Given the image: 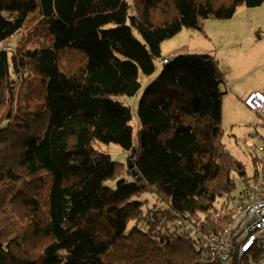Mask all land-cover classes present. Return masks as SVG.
Instances as JSON below:
<instances>
[{"label":"trees","instance_id":"1","mask_svg":"<svg viewBox=\"0 0 264 264\" xmlns=\"http://www.w3.org/2000/svg\"><path fill=\"white\" fill-rule=\"evenodd\" d=\"M262 4L0 0V264H224L203 260L197 231L236 224L234 174L247 191L261 168L258 159L247 177L222 142L219 61L163 64L139 102L137 141L130 108L113 97L134 96L140 72L153 74L162 44L184 28ZM94 142L119 144L127 168ZM125 169L130 179L106 185ZM234 226L231 264H264V243L241 254Z\"/></svg>","mask_w":264,"mask_h":264},{"label":"rangeland","instance_id":"2","mask_svg":"<svg viewBox=\"0 0 264 264\" xmlns=\"http://www.w3.org/2000/svg\"><path fill=\"white\" fill-rule=\"evenodd\" d=\"M135 35L140 38L137 32ZM19 41L20 36H15L6 45L9 50H14ZM161 51L163 57L208 55L219 61L226 76V84L222 85L225 92L222 101V142L245 166L247 177H255L259 168V164L255 162L261 155L259 146L264 143V125L245 105L247 96L242 90L252 86L264 93V4L258 7L240 6L230 19L209 18L203 21L201 29L184 28L176 36L166 40L161 46ZM155 64L157 69L150 76L140 72L141 88L134 96L113 97L131 110L134 141L138 140V106L144 89L163 68L161 59ZM93 147L101 153H107L113 161L127 168L129 154L119 144L94 142ZM127 177L130 179L132 176L127 175L125 169L119 177L106 182V185L115 189L119 178ZM234 179L236 188L229 198L230 207L234 206L235 200L245 188L240 175L235 173ZM253 181L251 180V183ZM223 201L224 199H221L218 205ZM191 236L193 239H199L195 232H192ZM258 237L264 243V233H259Z\"/></svg>","mask_w":264,"mask_h":264},{"label":"built area","instance_id":"3","mask_svg":"<svg viewBox=\"0 0 264 264\" xmlns=\"http://www.w3.org/2000/svg\"><path fill=\"white\" fill-rule=\"evenodd\" d=\"M168 58L163 60L167 63ZM245 105L252 110L259 118L260 123L264 125V94L261 92L251 93L245 100ZM260 156V176L258 182L253 183L251 188L243 191L235 200L234 209L236 212V224L230 225L221 236H206L197 231L202 242L207 248L202 251L203 260L210 256L219 255L224 264H231L232 251L236 248L231 241L235 226L237 225L240 253L249 252L257 243L259 233H264V143L259 146ZM183 225V223H179ZM264 257V254H263Z\"/></svg>","mask_w":264,"mask_h":264},{"label":"crops","instance_id":"4","mask_svg":"<svg viewBox=\"0 0 264 264\" xmlns=\"http://www.w3.org/2000/svg\"><path fill=\"white\" fill-rule=\"evenodd\" d=\"M242 91L245 92V96H249L251 93H254V92H261L262 91L260 89H257L256 87H252V86H247L246 88H244ZM249 109V108H248Z\"/></svg>","mask_w":264,"mask_h":264},{"label":"bare ground","instance_id":"5","mask_svg":"<svg viewBox=\"0 0 264 264\" xmlns=\"http://www.w3.org/2000/svg\"><path fill=\"white\" fill-rule=\"evenodd\" d=\"M165 58H168L169 59V61L167 62V63H163V60L165 59ZM172 58V56L170 57V56H166V57H164V58H162L161 59V63L162 64H168L169 62H170V59Z\"/></svg>","mask_w":264,"mask_h":264},{"label":"water","instance_id":"6","mask_svg":"<svg viewBox=\"0 0 264 264\" xmlns=\"http://www.w3.org/2000/svg\"><path fill=\"white\" fill-rule=\"evenodd\" d=\"M130 168H132V165H130ZM134 177H137V174L135 172L132 173Z\"/></svg>","mask_w":264,"mask_h":264},{"label":"clouds","instance_id":"7","mask_svg":"<svg viewBox=\"0 0 264 264\" xmlns=\"http://www.w3.org/2000/svg\"><path fill=\"white\" fill-rule=\"evenodd\" d=\"M264 94V93H263ZM248 108V107H247ZM252 111V110H251Z\"/></svg>","mask_w":264,"mask_h":264}]
</instances>
